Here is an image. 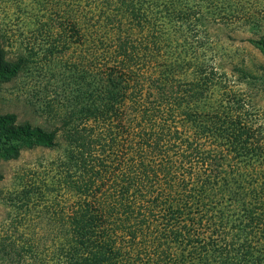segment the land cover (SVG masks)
I'll return each mask as SVG.
<instances>
[{"label": "trees", "instance_id": "trees-1", "mask_svg": "<svg viewBox=\"0 0 264 264\" xmlns=\"http://www.w3.org/2000/svg\"><path fill=\"white\" fill-rule=\"evenodd\" d=\"M47 1L54 125L0 112V162L63 147L29 188L54 197L50 264H264L263 82L220 67L200 1ZM28 63L0 45V86Z\"/></svg>", "mask_w": 264, "mask_h": 264}, {"label": "rangeland", "instance_id": "rangeland-1", "mask_svg": "<svg viewBox=\"0 0 264 264\" xmlns=\"http://www.w3.org/2000/svg\"><path fill=\"white\" fill-rule=\"evenodd\" d=\"M198 1L202 32L211 38L220 67L226 71L234 66L247 68L260 76L264 88V0ZM41 6L39 0H0V45L9 59L21 53L29 61L16 79L0 86V112L48 130L54 122L44 113L38 92L47 82L42 71L48 65L41 41L33 40L29 25L33 13L46 11ZM257 102L264 107V94H259ZM62 148L22 150L18 159L0 162V264L51 263L56 247L51 246V233L57 225L49 221L46 210L54 197L29 188L42 178L50 162L61 158Z\"/></svg>", "mask_w": 264, "mask_h": 264}]
</instances>
